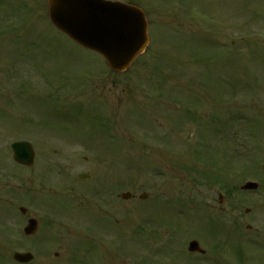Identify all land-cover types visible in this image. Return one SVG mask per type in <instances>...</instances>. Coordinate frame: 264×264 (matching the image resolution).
Returning a JSON list of instances; mask_svg holds the SVG:
<instances>
[{"label": "rangeland", "instance_id": "1", "mask_svg": "<svg viewBox=\"0 0 264 264\" xmlns=\"http://www.w3.org/2000/svg\"><path fill=\"white\" fill-rule=\"evenodd\" d=\"M117 1L151 40L122 74L46 0H0V264H264V0Z\"/></svg>", "mask_w": 264, "mask_h": 264}, {"label": "water", "instance_id": "2", "mask_svg": "<svg viewBox=\"0 0 264 264\" xmlns=\"http://www.w3.org/2000/svg\"><path fill=\"white\" fill-rule=\"evenodd\" d=\"M52 23L79 45L102 55L109 67L125 72L149 45L148 22L138 7L105 0H48ZM15 160L32 166L35 152L30 143L13 145ZM81 180L90 176L81 175ZM257 184H247L244 189H257ZM129 194L123 196L128 199ZM25 212V211H24ZM38 229L36 220H30L25 233L34 235ZM192 251H201L197 242L191 243ZM19 263H29L31 254H16Z\"/></svg>", "mask_w": 264, "mask_h": 264}, {"label": "flooded vegetation", "instance_id": "3", "mask_svg": "<svg viewBox=\"0 0 264 264\" xmlns=\"http://www.w3.org/2000/svg\"><path fill=\"white\" fill-rule=\"evenodd\" d=\"M170 243H171V223H170ZM170 251H171V247H170Z\"/></svg>", "mask_w": 264, "mask_h": 264}]
</instances>
